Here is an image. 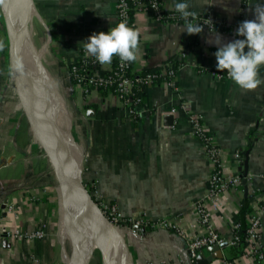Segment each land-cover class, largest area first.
I'll return each instance as SVG.
<instances>
[{
  "label": "crops",
  "instance_id": "1",
  "mask_svg": "<svg viewBox=\"0 0 264 264\" xmlns=\"http://www.w3.org/2000/svg\"><path fill=\"white\" fill-rule=\"evenodd\" d=\"M33 1L40 21L35 28L41 32L40 24L45 30L50 27L47 41L39 34L38 42L50 54L47 76L69 115L85 183L126 217L172 218L188 233L201 231L194 203L207 191L212 165L193 130L190 116L195 114L224 151L227 173L236 172L242 179L240 187L209 205L216 231L230 242L244 204L252 210L253 203L264 197V84L245 90L231 79L215 78L217 45L207 42L209 29L189 34L182 23L136 11L141 42L135 71L160 66L174 56L180 62L177 88L165 82L150 85L134 109L116 95L100 91L83 102L69 65L86 53L82 42L93 32H107L115 26L118 0ZM161 1L167 9H175L176 0ZM256 2L214 0L203 8L211 0H189L195 11L216 25L224 42L236 38L239 22L254 18L251 6ZM30 37L34 45L31 33ZM99 66L108 69L107 64ZM260 75L264 78V66ZM172 108H177L176 113ZM237 152L241 161L235 158ZM246 152L244 181L240 166ZM65 217L53 166L34 137L16 92L0 6V264H70ZM38 228L46 236L34 241L14 242L6 233ZM115 228L120 236L121 264H195L186 239L173 229L143 230L128 223ZM261 228L264 254V213ZM206 247L199 250L202 264L201 252L205 257L212 254ZM222 252L224 258L210 264L236 261L242 255L238 244H228Z\"/></svg>",
  "mask_w": 264,
  "mask_h": 264
},
{
  "label": "water",
  "instance_id": "2",
  "mask_svg": "<svg viewBox=\"0 0 264 264\" xmlns=\"http://www.w3.org/2000/svg\"><path fill=\"white\" fill-rule=\"evenodd\" d=\"M25 3L28 6L33 5L34 8L33 0H0L9 43L10 68L17 95L34 137L43 146L60 186L66 213L65 222L70 235V264H91L96 250L101 254L102 264H121L122 252L117 245V240L120 239L118 231L101 211L84 181L74 141L76 156L69 155L64 141L65 130L58 119L52 116L50 97L52 95L58 97V94L52 83L49 86L48 76L37 63L40 55L35 52L30 40L29 23L33 13L24 17L21 7ZM26 47L31 49L33 64L37 65V69L26 58ZM17 62L20 64L18 69ZM248 154L246 152L240 166V170H244L242 174L244 181L248 175ZM70 220L73 222L72 225ZM135 228L145 230V227L140 225ZM228 244L229 242L224 241L221 244L207 246L206 250L212 254L205 257L201 252L204 264H210L215 259H223L222 248ZM195 264H202L199 252Z\"/></svg>",
  "mask_w": 264,
  "mask_h": 264
},
{
  "label": "built area",
  "instance_id": "3",
  "mask_svg": "<svg viewBox=\"0 0 264 264\" xmlns=\"http://www.w3.org/2000/svg\"><path fill=\"white\" fill-rule=\"evenodd\" d=\"M131 2L135 4V11L148 12L145 7V1L143 0H118L117 2V14L118 21L124 20L129 25L131 14ZM151 5L154 10V16L156 19H163V13L160 8V1L151 0ZM175 10V9H174ZM171 21L184 24V19L180 16V13L176 11L171 13ZM199 22L204 24V29H216V25L203 15H199L196 18ZM136 30V28H134ZM184 54L179 55L181 59ZM114 59V57H113ZM106 70H102L99 66V62L94 57L89 56L87 53H82L80 56L69 65L70 76L75 86V90L82 95V101H87L88 96L97 94L101 89L107 90L108 93H112L119 97L124 105L134 109L137 105L142 103L143 96L136 97L135 84L142 83L144 81L151 82L156 75L148 74L147 77H139L134 81L126 74V69L129 64H124L117 59L116 65L113 64V60L110 64H107ZM163 82L168 83L174 88H177V71L174 68L162 69ZM212 75L217 79H231L226 72L213 70ZM184 108L187 105L182 104ZM172 111L176 113L177 108H172ZM193 130L200 140L202 147L211 162L212 169L208 177V188L206 193L194 203V208L197 213L198 222L201 227L199 232H186L179 227L176 221L172 218L161 219H148L145 216H131L126 217L117 207L112 203H109L103 199L94 187H89L91 193L96 199L101 211L112 222L114 226L120 225V223H128L130 225H140L143 227H154L161 229H173L178 232L179 235L184 237L187 241L188 248L192 259L194 260L200 249L213 245L221 244L224 242V238L216 231L212 212L209 205L219 201L222 194L227 193L233 189H237L241 186V177L238 173H227L226 155L224 151L217 144L215 137L210 133L201 119L192 114L190 116ZM235 158L241 161V154L237 152ZM264 213V197L254 202L252 205L251 213L247 218V247L242 255L236 260H221L220 264H237L241 261L243 264H264V254L262 246L260 244L262 234V215ZM239 223L236 225V227ZM9 237L14 242L28 239L30 241L42 239L46 236L44 229H33L29 231H23L21 229H14L7 231ZM239 241L237 235H234L229 244H236ZM30 264H39L34 261Z\"/></svg>",
  "mask_w": 264,
  "mask_h": 264
},
{
  "label": "clouds",
  "instance_id": "4",
  "mask_svg": "<svg viewBox=\"0 0 264 264\" xmlns=\"http://www.w3.org/2000/svg\"><path fill=\"white\" fill-rule=\"evenodd\" d=\"M213 3L214 0H211V3H205L202 7ZM174 6L185 21L183 28L187 33L203 32L204 24L196 19L200 13L191 7L189 0H176ZM251 8L254 18L239 22L235 39L224 42L216 29H210L207 40L217 45L213 53L217 61L216 68L226 70L228 77L245 90H254L264 84V78L260 75V68L264 66V0H257ZM140 42V33L121 20L107 32H93L82 42V47L102 65L110 64L114 56L130 65L138 61ZM16 67H20L19 62Z\"/></svg>",
  "mask_w": 264,
  "mask_h": 264
},
{
  "label": "trees",
  "instance_id": "5",
  "mask_svg": "<svg viewBox=\"0 0 264 264\" xmlns=\"http://www.w3.org/2000/svg\"><path fill=\"white\" fill-rule=\"evenodd\" d=\"M145 1V9L148 12H151L154 14V10L152 8L151 5V0H143ZM160 1V8L162 10L163 16L165 20H170L171 17V13L173 12H177V10L174 9H167L164 5L163 2L161 0ZM131 14H130V20H129V26L132 28H136L135 26V21H134V15H135V4H133L131 2ZM179 13V12H177ZM118 56H114L113 59V64L116 65ZM180 65V62L175 60L174 56L168 58L162 65L157 66V67H150V68H146V69H142L140 71H135V64H130L129 67L126 69V74L131 77L134 81H136L139 77L145 78L147 77L148 74L152 73L155 74L156 77L151 81V82H147L144 81L142 83H138L135 84V95L136 97L138 96H143V92L145 91V89L153 84H161L163 82V75H162V69L164 68H174L176 71L178 70V67ZM214 70H218L221 71L219 69H217L216 67L214 68ZM221 72H226V70L221 71ZM100 92L105 95L108 93L107 90L101 89ZM251 213V209L249 207V205L244 204V208L241 211V220L239 222V225L236 227L235 229V233L234 235H237V237L239 238V241L236 243L241 247L242 253L246 250L247 247V214Z\"/></svg>",
  "mask_w": 264,
  "mask_h": 264
},
{
  "label": "rangeland",
  "instance_id": "6",
  "mask_svg": "<svg viewBox=\"0 0 264 264\" xmlns=\"http://www.w3.org/2000/svg\"><path fill=\"white\" fill-rule=\"evenodd\" d=\"M0 6H1V4H0ZM31 7H32L31 13H33L34 15H32V18H31V21H30L29 24H30V29H31L30 33L32 34V37H33V39H32L33 43H34L33 48H34L35 52L38 55H40V58L37 59V63L39 64L41 70H43L45 72L46 76H47L48 72L50 73V66L48 65V62L50 61V54L48 55L47 46H44L43 44L39 43L38 42L39 41L38 38H39V34L44 35V42H46L48 37H50V35L48 36V34L50 33V31H48L50 29V27L48 26V30L46 29L47 30V32H46L45 27L40 24L41 32H40V30L37 31V29L35 28L36 27V21H37V23H40V21L38 19V16L35 13L33 5H31ZM26 13L28 15L27 5H26ZM42 32H43V34H42ZM30 40H31V38H30ZM49 43H50V39H49ZM48 81H49L48 84L50 86V78H48ZM52 96L50 97V99L52 98ZM58 103H59L60 106H62V108H65V107H63V104L60 103V101H58ZM64 118H65V120H63ZM61 121H64V122H61ZM67 122L70 123L69 115H68V113L66 111V117H62V119H59V123H60V125L62 126V128L65 131H66V128H67V125H66ZM69 130H70V133L72 134V128H71L70 124H69ZM72 137H73V135H72ZM66 252H67L66 255L70 256V254H71L70 241L67 242V251ZM91 264H102V258H101V254H100L99 250H96V252H95V254H94L93 258H92Z\"/></svg>",
  "mask_w": 264,
  "mask_h": 264
},
{
  "label": "bare ground",
  "instance_id": "7",
  "mask_svg": "<svg viewBox=\"0 0 264 264\" xmlns=\"http://www.w3.org/2000/svg\"><path fill=\"white\" fill-rule=\"evenodd\" d=\"M27 8H28V14H31V11H32L31 5H29V6L27 5ZM21 11H22V14L24 15V17H26L27 16L26 3L23 4V6L21 7ZM25 54H26V58L30 61V63L34 66V68H38L36 64H33L34 63V59H33V55H32L31 49L26 47ZM58 101H59V99L55 95H53L52 98L50 99V108H51L52 116L54 118L58 119V121H59V119H62V117H66V113H65L64 109L62 108V106L59 105ZM63 120H65V118ZM61 122H64V121H61ZM69 124L70 123H68V122L66 123L67 128H66V131H65L64 141L66 143L67 151H68L69 155L72 154L73 156L74 155L76 156V152H75V148H74V145H73L72 136H71V133H70V130H69ZM77 159H79L78 155H77ZM71 223H73V222L70 220V224Z\"/></svg>",
  "mask_w": 264,
  "mask_h": 264
}]
</instances>
